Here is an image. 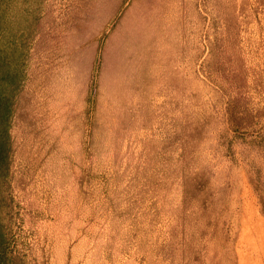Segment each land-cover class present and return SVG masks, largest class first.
Wrapping results in <instances>:
<instances>
[{
  "label": "rangeland",
  "instance_id": "1",
  "mask_svg": "<svg viewBox=\"0 0 264 264\" xmlns=\"http://www.w3.org/2000/svg\"><path fill=\"white\" fill-rule=\"evenodd\" d=\"M13 15L28 56L7 264H264V0H23Z\"/></svg>",
  "mask_w": 264,
  "mask_h": 264
},
{
  "label": "trees",
  "instance_id": "2",
  "mask_svg": "<svg viewBox=\"0 0 264 264\" xmlns=\"http://www.w3.org/2000/svg\"><path fill=\"white\" fill-rule=\"evenodd\" d=\"M16 2L22 3L23 0H0V264H7L6 251L10 246L4 217L11 201L5 189L8 160L12 142L17 145L12 128L18 106L23 108L27 81L28 48L24 40L27 34L24 25L13 15Z\"/></svg>",
  "mask_w": 264,
  "mask_h": 264
},
{
  "label": "crops",
  "instance_id": "3",
  "mask_svg": "<svg viewBox=\"0 0 264 264\" xmlns=\"http://www.w3.org/2000/svg\"><path fill=\"white\" fill-rule=\"evenodd\" d=\"M45 28V30H46V33H47V31H48V27H44ZM44 30V31H45ZM49 32H51L50 30H49ZM48 32V33H49ZM51 36H48L47 34H45V35H41L40 37H38V43H40V44H44V45H50V44H53L54 45V40L50 43V41L48 40V38H50ZM65 41V44L67 43V41L66 40H64ZM57 43V42H56ZM62 47H60V51H59V56L61 57L60 58V66L61 67H58L60 70L62 69V70H65V72H64V74H69L70 73V68H71V61H70V51H71V48L70 47H65L64 45H63V43L61 42V44H60ZM49 47V46H48ZM55 53H56V47H55V45L53 46V49H52V55H53V59H54V56H55ZM59 63H57V64H59ZM75 67V66H74ZM73 67V68H74ZM58 70V69H57ZM67 70H68V72H67ZM59 74L61 75V72L59 71ZM52 92H55V91H52ZM51 92V93H52ZM51 93H49L48 95L50 96V98H52L53 99V96L51 95ZM55 96V95H54Z\"/></svg>",
  "mask_w": 264,
  "mask_h": 264
}]
</instances>
